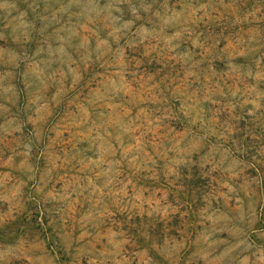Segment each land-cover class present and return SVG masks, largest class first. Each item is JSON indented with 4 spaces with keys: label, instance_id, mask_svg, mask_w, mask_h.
Returning a JSON list of instances; mask_svg holds the SVG:
<instances>
[{
    "label": "rangeland",
    "instance_id": "rangeland-1",
    "mask_svg": "<svg viewBox=\"0 0 264 264\" xmlns=\"http://www.w3.org/2000/svg\"><path fill=\"white\" fill-rule=\"evenodd\" d=\"M0 264H264V0H0Z\"/></svg>",
    "mask_w": 264,
    "mask_h": 264
}]
</instances>
